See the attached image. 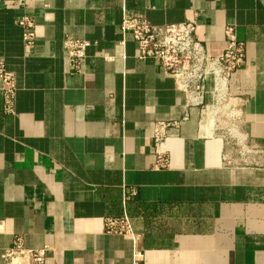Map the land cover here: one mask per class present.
Segmentation results:
<instances>
[{
    "label": "crops",
    "instance_id": "crops-1",
    "mask_svg": "<svg viewBox=\"0 0 264 264\" xmlns=\"http://www.w3.org/2000/svg\"><path fill=\"white\" fill-rule=\"evenodd\" d=\"M126 14L153 25L196 19L210 54L235 26L246 62L230 88L261 154L243 160L204 139L191 108L169 134L171 165L154 168L151 124L182 119L184 96L157 60L137 57ZM24 15L37 24L32 50ZM66 33L91 42L80 72ZM1 64L17 92L13 113L0 94V264L17 236L48 245L47 264H133L136 251L140 264H264V0H0ZM124 209L136 243L105 233V218Z\"/></svg>",
    "mask_w": 264,
    "mask_h": 264
},
{
    "label": "built area",
    "instance_id": "built-area-1",
    "mask_svg": "<svg viewBox=\"0 0 264 264\" xmlns=\"http://www.w3.org/2000/svg\"><path fill=\"white\" fill-rule=\"evenodd\" d=\"M18 24L24 28L25 46L32 50L37 40L36 22L32 16H21ZM121 28L132 35L137 44L140 60H157L164 71L173 77L176 89L184 96L185 115L180 120L156 121L151 124V136L155 143L156 160L154 168H168L171 165L167 148L169 134L179 129L188 120V110L198 108L201 111L199 134L206 140L220 139L233 153L243 160H249L253 154L263 151L252 148L247 135L240 126L241 106L244 100L233 94L230 81L233 75L245 65L246 44L237 37L232 24L224 26L225 48L219 54H210L197 38L198 22L191 19L186 22L153 25L139 14H126ZM88 39L77 38L70 33L64 37L66 56L73 71L80 72L87 57ZM16 81L12 72L4 64L0 65V94L3 111L15 110ZM229 159V153L226 154ZM135 191L124 193V205ZM105 233L120 235L138 241L132 219L126 209L120 215L105 218ZM50 247L27 248L21 236L14 238L5 250V264H47ZM142 253H134L133 264H140Z\"/></svg>",
    "mask_w": 264,
    "mask_h": 264
}]
</instances>
